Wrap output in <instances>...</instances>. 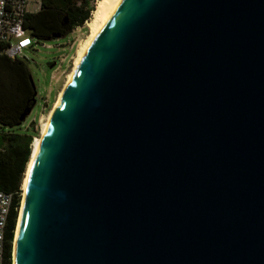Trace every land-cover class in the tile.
Returning <instances> with one entry per match:
<instances>
[{
    "label": "water",
    "instance_id": "water-1",
    "mask_svg": "<svg viewBox=\"0 0 264 264\" xmlns=\"http://www.w3.org/2000/svg\"><path fill=\"white\" fill-rule=\"evenodd\" d=\"M13 247L14 264H264V0H123L54 109Z\"/></svg>",
    "mask_w": 264,
    "mask_h": 264
},
{
    "label": "trees",
    "instance_id": "trees-1",
    "mask_svg": "<svg viewBox=\"0 0 264 264\" xmlns=\"http://www.w3.org/2000/svg\"><path fill=\"white\" fill-rule=\"evenodd\" d=\"M90 11L93 8H89L85 0H39V10L27 15L24 28L37 40L61 37L88 21ZM35 97V89L23 63L0 54V128L9 130L0 135V191L16 193L6 226L5 264H11L20 183L34 137L16 133L13 129H19L20 117L31 110Z\"/></svg>",
    "mask_w": 264,
    "mask_h": 264
},
{
    "label": "rangeland",
    "instance_id": "rangeland-1",
    "mask_svg": "<svg viewBox=\"0 0 264 264\" xmlns=\"http://www.w3.org/2000/svg\"><path fill=\"white\" fill-rule=\"evenodd\" d=\"M31 1L38 2V0ZM29 11L35 12L36 6L30 5ZM73 31L57 39L37 40L33 38L34 43L32 47L24 50L21 57L18 59L23 63L29 73V77L36 92V97L33 107L25 117L19 129H13L16 133H28L32 134L34 136L33 138L39 137L40 125L44 122L46 115L52 108L53 103L65 82L66 75L72 69L77 45L87 34V28L85 25L81 30ZM73 39L75 40L73 41ZM52 63H54V67L50 69L49 66ZM7 131L9 130L0 128V135L1 133H7ZM19 206H21L20 202ZM19 212L20 208L18 207L13 237H15L17 230Z\"/></svg>",
    "mask_w": 264,
    "mask_h": 264
},
{
    "label": "built area",
    "instance_id": "built-area-1",
    "mask_svg": "<svg viewBox=\"0 0 264 264\" xmlns=\"http://www.w3.org/2000/svg\"><path fill=\"white\" fill-rule=\"evenodd\" d=\"M85 1L89 8H94L97 2V0ZM30 5H34L36 9H39V0L38 2L31 0H0V54L10 60H18L22 52L30 49L34 43L33 37L24 28L26 17L31 13L29 11ZM91 13L92 11H90V16ZM85 23L86 21L81 27L74 30H81ZM15 195L16 193L0 191V264H5L6 226ZM19 196L21 198V191Z\"/></svg>",
    "mask_w": 264,
    "mask_h": 264
},
{
    "label": "bare ground",
    "instance_id": "bare-ground-1",
    "mask_svg": "<svg viewBox=\"0 0 264 264\" xmlns=\"http://www.w3.org/2000/svg\"><path fill=\"white\" fill-rule=\"evenodd\" d=\"M123 0H97L93 11L91 13V16L88 21L85 23V27L87 28V34L83 39L80 40L79 44L77 45V48L75 50L74 58H73V63H72V69L70 72L66 75L65 82L59 91L55 102L53 103L52 108L46 115V118L43 123L40 125V134L39 137L33 138L30 145H29V157L25 165L24 173L21 179V201H20V212L18 216V221H17V229L18 225L20 222V217H21V211H22V203H23V197L24 193L26 190L27 182H28V177L30 174L31 167L33 165L34 159L36 157L37 151L39 149L40 143L42 136L44 135L48 123L52 117V114L54 112V109L56 108L60 98L62 97V94L68 85L69 81L71 80L77 66L79 65L82 57L86 53V51L89 49L91 43L94 41V39L97 37V35L100 33V31L103 29L107 21L110 19L111 15L113 12L117 9V7L120 5V3ZM17 233V230H16ZM15 233V237H16ZM15 237L12 242V263L14 264L13 257H14V252H13V245L15 242Z\"/></svg>",
    "mask_w": 264,
    "mask_h": 264
},
{
    "label": "crops",
    "instance_id": "crops-1",
    "mask_svg": "<svg viewBox=\"0 0 264 264\" xmlns=\"http://www.w3.org/2000/svg\"><path fill=\"white\" fill-rule=\"evenodd\" d=\"M38 10H39V9H36V11H35V12H31L30 14L36 13Z\"/></svg>",
    "mask_w": 264,
    "mask_h": 264
}]
</instances>
